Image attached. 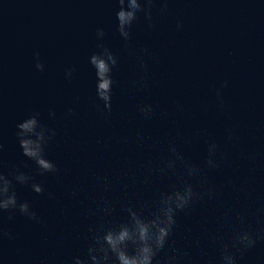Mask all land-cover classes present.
Listing matches in <instances>:
<instances>
[{
    "label": "water",
    "instance_id": "1",
    "mask_svg": "<svg viewBox=\"0 0 264 264\" xmlns=\"http://www.w3.org/2000/svg\"><path fill=\"white\" fill-rule=\"evenodd\" d=\"M168 7L163 17L154 10L155 29L147 27L142 15L133 26L132 44L148 47L159 62L150 64L149 88L132 92L128 89L135 77V61L115 31V0H0L3 158L9 166L26 160L16 140V125L38 111L46 124L57 128L59 143L49 147L48 155L61 169L59 181L51 175L37 176L55 199L17 185L21 198L33 204L44 223L32 224L20 216L11 222L5 219L16 239L6 242V259L0 264H60L80 254L87 225L95 219L87 212L96 196L93 171L113 176L119 172L118 183H130L129 195L144 192L145 163L151 161L155 167L170 141L180 143L191 159L202 160L205 140L196 137L198 131L211 133L230 155L231 167L208 173L223 191V206L244 213L246 225L260 227L255 219L264 220L260 211L264 209V0H171ZM97 28L105 30L106 43L119 57L109 117H101L93 107L95 74L88 58L95 50ZM36 52L45 66L43 72L35 68ZM69 67L75 68L71 80L65 79ZM225 81L221 110L216 106L215 88ZM142 100L157 105L150 122L135 111ZM177 104L183 111L177 110ZM68 107L76 114L59 119ZM49 110L56 112V120L49 118ZM228 126L238 134L235 143L224 138ZM177 129L191 137V143L177 137ZM138 132L145 137L140 144L136 143ZM28 163L30 168L24 171L34 169ZM129 171L136 173L134 178ZM120 192L118 186L114 201ZM222 211L208 204L177 217L174 239L199 264H206L208 257L218 258L217 247L207 237L215 233L216 216ZM221 234L228 238V232ZM195 239L201 241L199 247ZM202 249L204 260H200ZM239 264H264V240Z\"/></svg>",
    "mask_w": 264,
    "mask_h": 264
},
{
    "label": "clouds",
    "instance_id": "2",
    "mask_svg": "<svg viewBox=\"0 0 264 264\" xmlns=\"http://www.w3.org/2000/svg\"><path fill=\"white\" fill-rule=\"evenodd\" d=\"M171 0H115L118 5L116 11L115 31L123 41L128 53L135 61V77L130 80L128 91H143L149 88L151 62H159L148 47L137 48L132 44L133 26L141 19L147 22V27L156 28L154 10L163 17L169 12ZM182 23L177 21V29ZM97 43L95 50L88 58V62L95 74V99L93 107L101 117H109L113 111V88L117 81L115 72L119 68L118 55L106 43L107 33L103 28L95 32ZM35 68L43 72L44 64L40 60L39 52L34 53ZM74 67L66 68L65 79L71 80ZM228 86L225 81L221 87L215 88L216 106L224 108L223 88ZM78 101L79 98L77 97ZM177 110L183 111V106L177 104ZM137 115L145 122H150L157 114V105L142 100L135 105ZM75 109L68 107L59 117L67 120L75 115ZM167 115V110H163ZM48 116L57 119L55 111L49 110ZM57 128L49 126L42 119L38 111L31 113L16 125V140L21 155L26 158L20 165L9 166L3 158L4 144L0 139V261L5 260V244H11L16 236L5 223L15 220L17 216L26 221L41 225L43 218L33 207V204L21 198L17 185L29 188L37 196L55 199L52 192L46 190L44 180L39 177L49 175L60 180L61 169L49 158L48 149L57 140ZM176 136L185 144L191 143L192 138L186 137L180 129ZM196 137L205 140V151L202 160L196 161L188 157L180 143L170 141L165 153H162L155 167L149 161L144 165V192L128 194L129 182L121 181V174H101L93 171L92 190L95 199L89 205L87 212L94 217V221L87 225L84 235L83 249L60 264H199L190 252L180 245L176 237L179 224L177 217L181 214L190 215L201 205L215 204L223 211L216 216V231L209 233L207 239L217 247L218 258L208 257L206 264H239V261L257 243L264 240V220L256 216L255 223L260 225L253 228L246 225V216L235 207L223 206V191L210 179L208 173L222 172L231 167V158L226 150L211 133L198 131ZM224 138L228 143H235L239 137L236 130L228 126L224 130ZM145 140L143 133L138 132L136 143ZM250 158H253L250 156ZM30 161L35 167L31 171ZM158 175L161 183L156 182ZM130 177L136 173L129 171ZM231 184V180L228 181ZM162 184V186H161ZM121 189L116 201L113 194L117 187ZM244 189L241 188L240 191ZM75 197L77 191L72 190ZM264 212V209L260 210ZM233 218H235L233 220ZM228 232L225 239L221 233ZM197 247L201 241L195 239ZM19 249H16L19 254ZM206 252L201 250L200 260H204ZM45 264V262H41Z\"/></svg>",
    "mask_w": 264,
    "mask_h": 264
}]
</instances>
